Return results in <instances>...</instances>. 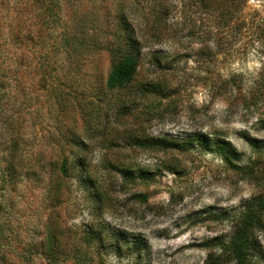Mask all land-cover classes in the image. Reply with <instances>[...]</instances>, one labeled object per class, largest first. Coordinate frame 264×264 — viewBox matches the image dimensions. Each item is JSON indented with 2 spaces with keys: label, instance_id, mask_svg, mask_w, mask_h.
I'll return each instance as SVG.
<instances>
[{
  "label": "rangeland",
  "instance_id": "rangeland-1",
  "mask_svg": "<svg viewBox=\"0 0 264 264\" xmlns=\"http://www.w3.org/2000/svg\"><path fill=\"white\" fill-rule=\"evenodd\" d=\"M5 1L2 15L31 14L22 5L25 0ZM77 1L60 3L71 15ZM101 2L103 9H109L113 0ZM96 4L93 7L98 8ZM56 9L52 5L48 21ZM174 11V29L158 46L169 56V70H156L144 59L137 79L138 83L167 81L169 90L160 95H145L142 87L134 94L132 90L108 92L105 84L115 62L102 55L66 91L74 99L84 94L103 97V101L83 103L68 98L69 104L60 106L52 93L57 73L49 75L46 89L41 88L37 85L41 74L25 69L26 61L20 67L15 64L17 51L12 44L4 98L12 116L8 136L2 135L0 122V175L5 168L3 160L10 156L1 152L3 144L15 138L20 142L17 174L6 177L4 189L0 181V205L8 206L7 213H0V225L7 224L10 229L4 233L6 239H16L10 249L22 250L33 234L38 235L39 244L51 222L65 228L72 249L84 227L102 223L110 238L112 234L122 237L124 248L119 255L105 253L102 257L92 249L93 256L86 264H207L211 258L219 261V256L221 264H234L224 252L234 231L233 222L262 190L261 183L251 180L242 169L264 170V96L258 104L250 103L264 69L263 52L252 40L258 32L256 26L234 28L222 45L217 43L215 31L208 32L211 39L202 42L204 31L197 24L198 35L191 43L190 38L183 39L189 33V29L184 31L188 25L176 24L183 21L181 6ZM246 14L264 18V0H252ZM28 25H32L30 18ZM48 32L50 44L54 31L49 27ZM32 49L31 43L25 47L26 51ZM221 49L225 51L222 54ZM151 50L147 47L145 54ZM17 69L20 71L15 74ZM121 100L127 101L126 109L119 107ZM95 127L106 130L93 134ZM68 129L84 136L89 144L84 155L106 195L104 201L94 200L76 180L66 183L58 208L53 206L51 193L45 191L47 180L54 177L49 164L56 166L62 153L61 131ZM133 138H163L185 147L144 150L134 145ZM65 149L67 155L69 149ZM111 164L132 167L135 174L142 172L147 178L127 182ZM27 172L26 178L23 174ZM40 174L44 181L39 180ZM257 239L255 264H264V236ZM1 240L0 244L11 245L10 240L3 243V236ZM33 264L45 262L37 259Z\"/></svg>",
  "mask_w": 264,
  "mask_h": 264
},
{
  "label": "trees",
  "instance_id": "trees-1",
  "mask_svg": "<svg viewBox=\"0 0 264 264\" xmlns=\"http://www.w3.org/2000/svg\"><path fill=\"white\" fill-rule=\"evenodd\" d=\"M251 1L132 0L129 2L113 0L110 4L112 6L109 9L106 7L104 10L101 0H79L74 13L69 15L60 0H25L22 5L24 4V8H27V12L31 14L26 16L22 14L23 12H16L13 17H10L2 15L4 13L2 9L7 1L0 0V122L2 123V135L8 136L7 132L9 133L12 117L8 114L9 109L5 107L8 105L4 101L8 88L12 44L17 51L16 60L13 57L15 64L20 67L21 62L26 61L25 65L23 63L25 69L29 68L31 72L41 74V79L37 84L41 88L46 89L49 75L53 72L57 73L54 77L52 93H55V100L60 106L66 107L69 100L77 98L80 99L79 102L83 103L86 101L91 103L94 101L93 99L99 100V103L103 101V97L94 98L84 94L81 96L77 94L78 97L74 99L66 91L70 90L75 85L77 77L84 76L90 66L102 55H108L115 62L105 84L108 92L114 94L132 90L134 94L138 87H142L145 95H160L169 90L167 81L159 79L157 82L153 80L138 83L137 79L144 59L149 60L156 70H161V72L169 70L167 66L169 56L163 50H159L158 46L165 43L174 29V24L171 23L174 10L179 5L181 6L183 21L176 24L188 25L184 31L189 29V33L185 34L183 39L190 38L191 43L194 40L192 38L198 35L197 29L199 28L204 31L202 42L211 39L207 36L208 32L215 31L218 37L217 43L221 42L223 45L228 32L234 28L242 30L245 26H256L258 32L252 35V40L260 44L264 58V18L248 17L246 11ZM96 2H98L96 4L98 8L93 7ZM52 5L57 9L54 13L52 11L53 17L50 16L51 20L48 21ZM41 9L44 11H40ZM90 9H93V12ZM29 18L32 21L31 26L28 25ZM197 24L200 25L199 28H197ZM49 27L54 31L53 42L50 44L48 43ZM205 38L206 40H204ZM29 43L32 45V51L25 50ZM147 47L152 50L145 54ZM223 50L221 49L219 53H224ZM27 58L31 60L27 62ZM19 71L20 69L15 70V74H18ZM258 83L257 93L252 95L250 101L252 105L258 104L260 98L264 96V69ZM64 92L68 93L67 96ZM120 103L121 109L127 108L126 100H121ZM84 124L86 127L87 122ZM97 128H92L93 134H100L106 130ZM11 130L15 133L16 128L11 125ZM61 132V140L64 143L59 147L62 153L54 164L56 166L49 164L54 172V177L47 180L45 188V191L51 193L53 206L58 208L63 203L65 186L69 180H76L79 186L94 200L104 201L106 195L99 189L97 176L92 171V163L84 155L89 148L86 139L71 129ZM132 140L134 145L144 150L184 149L185 147L184 144L163 138L146 140L133 138ZM5 143L1 152L3 154L8 152L10 156L3 160L5 168L0 175L3 189L7 184L6 177H14L19 170V162H21V158L16 156L20 150L19 140L15 138V140H6ZM65 148L69 149L67 155H65ZM111 165L120 170L122 178L127 182L147 178V175L142 172L135 174L132 171L135 169L132 167ZM242 170H245V175H248L251 180L259 181L262 190L258 197L248 202L241 216L234 220V231L229 237L228 245L224 246V252L229 254L234 264H255L259 253L257 238L264 236V170L256 171L257 168L252 166H245ZM23 175L27 178L29 172ZM38 177L41 181L45 179L42 174ZM139 197L142 198V196ZM7 207L2 203L0 213L3 211L4 214L7 213ZM6 230H10L7 224L0 225V240L3 236L5 239L3 243L10 240L11 244H0V264H33L37 259H43L45 264H67L69 262L86 264L93 256L92 249L95 250H93L94 253L96 252L102 257L105 253L119 255L124 248L122 237L120 235L113 237L112 234L110 238L109 233H106V225L102 223L84 227L77 244H74L72 249L69 246V237L65 235V228L61 224L56 225L51 222L39 244L36 240L38 235H30L25 248L20 251L10 249L16 239H6L4 236ZM6 247L9 248L6 249ZM137 254L141 257L142 252L139 250ZM218 259L219 261H216L215 258H211L207 264H221V257L219 256Z\"/></svg>",
  "mask_w": 264,
  "mask_h": 264
}]
</instances>
